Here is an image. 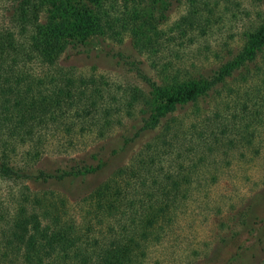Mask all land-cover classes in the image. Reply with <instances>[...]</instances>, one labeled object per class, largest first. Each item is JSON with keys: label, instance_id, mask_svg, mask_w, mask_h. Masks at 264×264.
<instances>
[{"label": "trees", "instance_id": "trees-1", "mask_svg": "<svg viewBox=\"0 0 264 264\" xmlns=\"http://www.w3.org/2000/svg\"><path fill=\"white\" fill-rule=\"evenodd\" d=\"M8 1L3 17H9L15 27L11 30L0 24V181L18 187L20 203L11 215L0 205V264H147L150 249L162 240L166 227L174 225L178 210L185 207L199 184L194 177L209 169L216 159L244 149L255 137L251 128L262 121V106L255 108L250 117L237 110L230 117L216 112L201 124L191 123L187 128L178 116L186 107L219 91L238 69L264 57V21L246 35L233 56L181 83L171 77L175 83L141 128H159V132L129 162L115 168L108 179L92 184L97 175L133 146V138L124 137L121 147L111 148L107 154L94 152L71 158L53 171H35L33 160L26 158L17 163L10 156L15 144L34 138L35 128L64 124L71 113L87 127L99 129L102 136V130L112 123L113 113H119L121 108L115 100L107 102L111 92L104 89L100 79L61 71L60 60L70 56L67 50L79 38L82 25L64 24L53 16L41 22V0ZM89 20L90 29L97 28L94 19ZM118 23L112 17L109 28ZM192 27L191 20H184L178 29ZM159 36L139 38L137 43L152 51V65L156 69L160 65V72L170 64L158 63L160 46L166 44L164 39L163 43L159 41ZM37 63L51 68L55 75L33 76L28 66ZM88 87L93 89L87 92ZM121 99L128 115L139 98L135 92ZM74 180L84 188L70 198L77 206L73 211L66 205L67 198L54 197L65 194H55L53 190L37 194L27 185ZM259 192L235 216L245 219L247 233L264 224V217L259 215L264 212V189ZM234 239H223L233 242L229 247L235 252L228 251L223 263L240 254ZM257 242L264 247V233ZM217 255L215 251L209 256V262L215 261Z\"/></svg>", "mask_w": 264, "mask_h": 264}, {"label": "rangeland", "instance_id": "rangeland-1", "mask_svg": "<svg viewBox=\"0 0 264 264\" xmlns=\"http://www.w3.org/2000/svg\"><path fill=\"white\" fill-rule=\"evenodd\" d=\"M9 2L0 0V24L13 30L14 22L3 17V9ZM41 3V22L53 16L55 21L83 27L79 38L67 50L70 56L61 58V71L70 76L100 79L104 89L111 92L107 102L115 100L121 109L113 113L112 123L102 130V136L99 129L87 127L88 124L75 120L71 113L63 120L64 124L35 128L34 138L15 144L10 156L17 163L26 158L33 160L35 171H53L56 165L71 158L94 152L107 154L111 148H120L124 137L133 138V146L108 165L102 175H97L92 184L108 179L115 168L129 162L159 132V128L144 131L141 128L154 113L155 106L163 102V94L175 83L171 77L181 83L233 56L242 47L246 35L264 21V0H41ZM112 17L119 23L110 29ZM89 18L94 19L97 28L90 29ZM184 20H191L193 27L178 29ZM154 34L160 35L159 41L166 40L160 46L158 63L170 64V68L160 72V65L157 69L152 65V51L137 43V39H151ZM263 58L258 57L247 67L238 69L205 101L180 112L178 118L184 128L191 123L201 124L216 112L230 117L237 110L250 117L259 106H262V121L251 128L255 136L251 144L209 163V169L194 177L199 184L192 190L185 207L178 210L174 225L166 227L162 240L150 249L147 264H260L264 261V247L257 242L264 233V224L247 233L245 219L235 217L245 202L253 201L255 194L264 189ZM28 69L37 78L55 75L51 68L38 63L29 65ZM91 89L88 87L85 91ZM135 92L139 99L127 115L122 109L121 97ZM136 131H139L137 136ZM27 185L37 194L49 190L65 194L54 197L67 198L69 201L64 200L72 211L77 206L70 198L84 188H79L76 180ZM18 194V187L0 181V205L9 215L20 203ZM259 215L263 218L264 212ZM230 236L240 246V254L223 263L226 253L234 252L229 247L233 242L223 241ZM215 251L218 255L214 263L209 262V256Z\"/></svg>", "mask_w": 264, "mask_h": 264}]
</instances>
